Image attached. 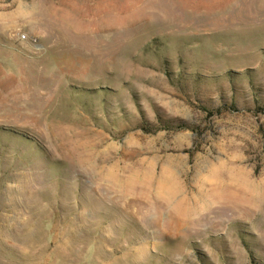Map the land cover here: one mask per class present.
Returning a JSON list of instances; mask_svg holds the SVG:
<instances>
[{
	"label": "rangeland",
	"instance_id": "rangeland-1",
	"mask_svg": "<svg viewBox=\"0 0 264 264\" xmlns=\"http://www.w3.org/2000/svg\"><path fill=\"white\" fill-rule=\"evenodd\" d=\"M0 264H264V0H0Z\"/></svg>",
	"mask_w": 264,
	"mask_h": 264
}]
</instances>
